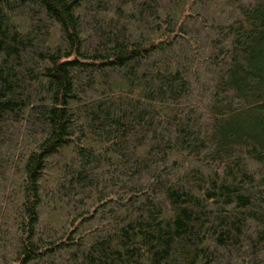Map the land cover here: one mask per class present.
<instances>
[{
	"label": "trees",
	"instance_id": "trees-1",
	"mask_svg": "<svg viewBox=\"0 0 264 264\" xmlns=\"http://www.w3.org/2000/svg\"><path fill=\"white\" fill-rule=\"evenodd\" d=\"M0 264H264V0H0Z\"/></svg>",
	"mask_w": 264,
	"mask_h": 264
}]
</instances>
